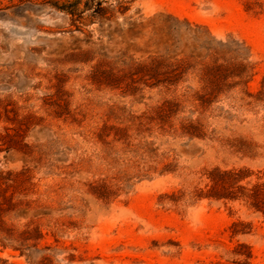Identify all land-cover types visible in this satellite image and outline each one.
Listing matches in <instances>:
<instances>
[{
  "label": "rangeland",
  "instance_id": "374dc122",
  "mask_svg": "<svg viewBox=\"0 0 264 264\" xmlns=\"http://www.w3.org/2000/svg\"><path fill=\"white\" fill-rule=\"evenodd\" d=\"M0 264H264V0H0Z\"/></svg>",
  "mask_w": 264,
  "mask_h": 264
},
{
  "label": "trees",
  "instance_id": "16d2710c",
  "mask_svg": "<svg viewBox=\"0 0 264 264\" xmlns=\"http://www.w3.org/2000/svg\"><path fill=\"white\" fill-rule=\"evenodd\" d=\"M156 63H157V65H159V64H162V61H157Z\"/></svg>",
  "mask_w": 264,
  "mask_h": 264
}]
</instances>
